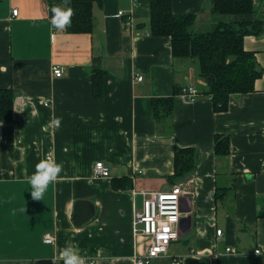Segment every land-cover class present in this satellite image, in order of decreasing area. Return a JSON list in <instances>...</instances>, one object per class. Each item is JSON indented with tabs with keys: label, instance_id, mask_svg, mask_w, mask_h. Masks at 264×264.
I'll return each mask as SVG.
<instances>
[{
	"label": "crops",
	"instance_id": "obj_1",
	"mask_svg": "<svg viewBox=\"0 0 264 264\" xmlns=\"http://www.w3.org/2000/svg\"><path fill=\"white\" fill-rule=\"evenodd\" d=\"M62 3L0 0V90L14 95L12 120L0 122V264H63L66 242L87 262L134 264L147 246L134 227L142 192H166L181 182L192 193L182 203L190 225L152 264H170L172 256L183 264H264L255 252L264 253V32L244 38L262 70L254 92L231 95L219 111L207 94L195 102L181 97L189 85L202 90L203 80L194 60L173 57L170 37L151 33L150 0H101L91 33L50 25L51 7ZM253 5V14L235 19L264 24V0ZM172 9L197 15L200 30L220 18L210 0H173ZM119 11L132 16V28ZM56 66L64 68L60 78ZM219 135L230 147L224 156L216 153ZM178 148L195 151V166L176 179ZM45 157L63 171L34 201L27 177ZM98 161L110 178L94 176ZM81 200L96 211L77 226ZM46 235L55 242L46 243Z\"/></svg>",
	"mask_w": 264,
	"mask_h": 264
},
{
	"label": "trees",
	"instance_id": "obj_2",
	"mask_svg": "<svg viewBox=\"0 0 264 264\" xmlns=\"http://www.w3.org/2000/svg\"><path fill=\"white\" fill-rule=\"evenodd\" d=\"M172 1L150 0L151 33L171 38L174 58L192 59L197 63L198 75L203 80L202 90H198L199 97L207 94L216 110L224 111L228 108L231 95L254 92L255 82L261 77L262 70L255 54L245 49L244 38L264 32V24L259 19H235L254 13L253 0H210L212 12L220 18L207 30L196 28L197 15L174 14ZM97 3L101 0H72L74 14L71 26L66 30L91 33L94 25L92 10ZM102 82L101 73L93 75L96 95H101ZM13 112V92L0 90V122L11 121ZM229 150L227 138L216 136V153L224 156ZM194 152L192 148L176 149L173 178L185 177L194 171Z\"/></svg>",
	"mask_w": 264,
	"mask_h": 264
},
{
	"label": "built area",
	"instance_id": "obj_3",
	"mask_svg": "<svg viewBox=\"0 0 264 264\" xmlns=\"http://www.w3.org/2000/svg\"><path fill=\"white\" fill-rule=\"evenodd\" d=\"M12 15H19L18 9H13ZM119 17H125L126 27L132 28L133 18L126 15L125 12L119 11ZM53 74L56 78H60L64 74V68L56 66L53 68ZM138 81H142L143 77L138 76ZM181 97L184 100L195 102L199 98L198 90L192 86H187ZM45 105H48L46 102ZM93 173L96 178H110V168L102 161H98ZM143 195V206L134 216V227L136 235L143 237L147 241V246L143 253L134 256V264H152V262L161 257H167L172 243H176L181 239L180 222L183 217L182 203L183 199L191 196L192 193L187 188L186 182L177 183L172 186L169 191H145ZM219 236L222 230L217 231ZM44 241L48 244L55 242V238L46 235ZM227 252H232V248H227ZM256 254L262 255L263 251L257 249ZM86 261V260H85ZM87 262V261H86ZM183 257L172 256L170 264H183ZM88 264H95L92 260Z\"/></svg>",
	"mask_w": 264,
	"mask_h": 264
},
{
	"label": "clouds",
	"instance_id": "obj_4",
	"mask_svg": "<svg viewBox=\"0 0 264 264\" xmlns=\"http://www.w3.org/2000/svg\"><path fill=\"white\" fill-rule=\"evenodd\" d=\"M51 18L50 25L63 31L71 26V18L74 10L69 6V0H63L62 4L53 5L50 9ZM53 124L59 126L60 118L52 121ZM63 171V164L57 163L54 158L45 157L35 165V171L27 177V181L31 189V198L34 201H41L50 184L54 183ZM211 196V192L208 194ZM59 258L63 264H86L85 258L80 255L71 242H66L65 246L59 251Z\"/></svg>",
	"mask_w": 264,
	"mask_h": 264
},
{
	"label": "water",
	"instance_id": "obj_5",
	"mask_svg": "<svg viewBox=\"0 0 264 264\" xmlns=\"http://www.w3.org/2000/svg\"><path fill=\"white\" fill-rule=\"evenodd\" d=\"M95 211H96V208L93 202L91 203L88 200L77 201L75 203V209H74V221L76 225L81 226L83 223L92 219ZM190 219L191 218L189 215L181 218L180 227H179L181 236L187 230L184 225H186V223L190 225Z\"/></svg>",
	"mask_w": 264,
	"mask_h": 264
}]
</instances>
